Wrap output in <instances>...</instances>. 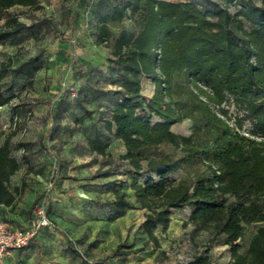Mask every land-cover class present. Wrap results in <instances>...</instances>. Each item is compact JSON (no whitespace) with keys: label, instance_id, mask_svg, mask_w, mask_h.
<instances>
[{"label":"trees","instance_id":"1","mask_svg":"<svg viewBox=\"0 0 264 264\" xmlns=\"http://www.w3.org/2000/svg\"><path fill=\"white\" fill-rule=\"evenodd\" d=\"M101 1L108 11L98 18L96 39L112 41L110 62L122 79V100L114 104L104 127L108 136L124 145L121 159L128 167L122 173L131 178L132 196L144 211L138 229L146 237L145 246L159 247L155 232L168 228L175 210L187 208L183 225L191 224L194 234L203 230L222 236L229 249L228 264H264V225L257 227L244 251L238 244L249 225L264 223V3L239 0L240 7L231 13L226 5L209 0H204L206 5L201 1ZM14 6L41 8L37 0H0V13ZM137 10L142 11L139 31L112 36L108 23ZM22 27L7 18L0 24V45ZM24 66L11 72L30 75L38 70ZM7 67L1 64L3 70ZM143 77L153 83L148 99L142 95ZM12 98L2 94L0 84V106ZM226 105L236 111L232 124ZM89 115L85 112L77 123ZM185 119L191 122L188 136L171 132L172 125ZM244 120L251 124L246 132L241 131ZM107 140L98 134L87 139L89 150L102 157V166L107 164ZM162 144L172 146L179 156L157 152L155 147ZM143 162L156 178L138 183ZM184 164L194 166L191 176L169 177ZM21 166L7 135L0 144V206L12 209L16 196L22 194L24 180L20 188L11 185ZM31 166L25 174L43 173ZM113 194L107 202L113 209L109 222L123 217L131 206L126 192ZM39 202L33 204L29 223ZM131 247L116 246L112 255H128ZM186 264L215 263L206 252H199Z\"/></svg>","mask_w":264,"mask_h":264},{"label":"rangeland","instance_id":"2","mask_svg":"<svg viewBox=\"0 0 264 264\" xmlns=\"http://www.w3.org/2000/svg\"><path fill=\"white\" fill-rule=\"evenodd\" d=\"M37 1L41 6L37 10L14 6L0 13V24L12 17L24 25L17 33L10 30L13 34L0 45L1 91L4 96H13L9 104L0 106V144L9 135L12 154L24 167L21 177H16L17 188L22 180L25 187L10 209L16 215L15 224L28 226L33 204L42 201L52 226L45 229V238L39 242L31 241L27 247L11 251L13 257L3 264H186L199 252H206L215 264H228L229 249L222 236L213 237L203 230L194 234L191 224L183 225L188 220L187 208L175 210L168 228L155 232L159 247L145 246L146 237L138 229L144 211L132 196L131 178L122 173L128 167L127 161L121 159L124 145L108 136L104 127L114 104L122 100V79L110 62L112 41L98 43L96 39L98 18L108 11V6L101 0ZM167 1L207 4L204 0ZM209 1L226 5L231 13L240 7L239 0ZM141 23V10L127 11L121 21L109 22L108 28L112 36L120 31L135 34ZM1 64L8 67L3 70ZM24 64V69L38 70L30 75L11 72ZM70 88L74 95L68 93ZM152 90L151 79L143 77L142 95L148 99ZM224 108L232 124L235 108ZM85 112L90 115L77 123ZM190 126L191 122L185 119L170 130L188 136ZM250 128V122L244 120L241 131ZM97 134L109 142L105 166L101 164L102 157L88 148L87 139ZM155 149L173 158L179 156L168 144ZM145 165L143 162L138 183L156 178L155 172L146 170ZM30 166L32 170L41 168L43 173L25 174ZM193 168L184 164L169 177L186 178ZM11 185L15 187L13 181ZM38 190L40 193L36 194ZM114 190L126 192L131 206L123 217L109 222L113 209L107 202L113 199ZM0 214H5L4 209ZM261 225L264 223L247 227L238 242L240 251L246 249ZM124 245L132 246L128 255H112L116 246Z\"/></svg>","mask_w":264,"mask_h":264},{"label":"built area","instance_id":"3","mask_svg":"<svg viewBox=\"0 0 264 264\" xmlns=\"http://www.w3.org/2000/svg\"><path fill=\"white\" fill-rule=\"evenodd\" d=\"M69 90L71 95H74V92ZM51 226L45 203L42 201L35 205L32 220L26 227H11L0 217V264L4 263L11 251L27 247L44 229H49Z\"/></svg>","mask_w":264,"mask_h":264},{"label":"crops","instance_id":"4","mask_svg":"<svg viewBox=\"0 0 264 264\" xmlns=\"http://www.w3.org/2000/svg\"><path fill=\"white\" fill-rule=\"evenodd\" d=\"M32 165V164H31ZM23 169H24V167H23V165L20 167V169L16 172V174H18L19 175V177H21V173H22V171H23ZM16 174L15 175H13V177H12V179H11V183H12V181H13V185L14 186H18V183H17V181H19V178L18 177H16ZM67 180H64V182H66ZM55 182H57V180L56 181H54V182H52V183H50L51 185L52 184H55ZM67 185H70L69 183L67 184ZM49 188H51V186L49 187ZM46 189H47V187H46ZM42 191V190H41ZM40 192H39V190H38V192L36 193V194H39ZM45 192H43V196H45ZM2 209H4V218H6L7 219V221H8V223L10 224V226L11 227H19L17 224H15V220L14 219H16V215H14V213H12L11 211H10V209H11V207H5V206H0V210H2ZM27 226V225H26ZM25 226V227H26ZM41 238H45V229L33 240V242L34 241H36V242H39L40 240H41ZM42 241L43 242H45V240L44 239H42ZM43 242H40L39 243V245L41 246L42 245V243ZM13 252V251H12ZM12 252L5 258V260L8 258V257H10V258H12L13 257V254H12ZM4 260V261H5ZM41 263H43V262H41Z\"/></svg>","mask_w":264,"mask_h":264}]
</instances>
